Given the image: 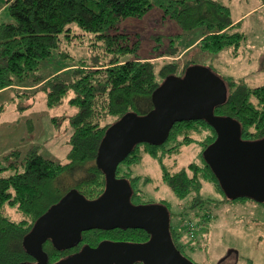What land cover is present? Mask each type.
Listing matches in <instances>:
<instances>
[{
	"label": "trees",
	"instance_id": "1",
	"mask_svg": "<svg viewBox=\"0 0 264 264\" xmlns=\"http://www.w3.org/2000/svg\"><path fill=\"white\" fill-rule=\"evenodd\" d=\"M6 5L12 22L0 24V93L25 87L22 96H28L42 90L50 108L62 107L68 100L70 108L76 110L54 119L56 127L69 119L73 130L65 164L48 159L37 146L27 152L15 149L4 160L0 158V264H33L37 259L27 252L24 241L37 220L73 190L92 200L105 192L107 177L97 159L111 125L131 112L149 114L155 107L153 94L168 77L184 76L194 66L193 61L187 62L180 74L179 59L160 67L157 62L181 53L140 56L141 34L121 31L123 22L162 9L164 18L177 22L183 31L204 28L197 46L208 54L232 47L239 55L246 35L237 28L231 7L221 0H8ZM76 43L88 47V55L79 60L70 49ZM50 58L69 64L46 78L41 70ZM222 78L229 87L228 100L215 109L216 114L239 120L243 140L264 139V85L252 87L235 77ZM4 111L0 105V114ZM217 138L215 128L205 120L177 122L165 144L137 145L119 166L117 177L131 183L134 205L152 204L139 188L142 178L133 176L132 170L148 154L159 160L163 181L180 200L191 205L189 209L204 210L213 203L203 193L206 181L223 195L222 200H215L216 206L247 199H230L204 156ZM193 143L202 145V161L173 172L166 164L168 157L179 155ZM149 182V178L144 180ZM171 226L177 249L191 260L184 252L188 244L182 230L187 232V227L180 231L172 221ZM150 238L149 232L137 228L95 229L84 232L77 247L62 250L48 240L44 250L49 254L48 264H57L86 246L98 247L104 241L148 243Z\"/></svg>",
	"mask_w": 264,
	"mask_h": 264
},
{
	"label": "rangeland",
	"instance_id": "2",
	"mask_svg": "<svg viewBox=\"0 0 264 264\" xmlns=\"http://www.w3.org/2000/svg\"><path fill=\"white\" fill-rule=\"evenodd\" d=\"M8 0H0V24L12 22L7 8ZM231 7L232 17L237 28L246 35L240 54L234 48H226L218 54L205 53L198 45L204 36V28L193 32L183 31L174 20L164 18V11L153 9L142 18H130L123 22L121 31L141 34L142 49L140 56L154 57V53L169 51L181 53L179 57H163L158 67L166 62H180L182 73L187 62L214 69L217 76L235 77L242 83L256 87L264 85V5L261 0H221ZM71 53L77 60L88 55L86 44H73ZM69 63L64 59L50 58L42 65V74L46 78L65 68ZM27 88L11 89L0 93V105L5 111L0 114V158L5 159L11 151L21 149L27 152L32 147L48 159L65 164L70 152V137L73 133L69 119L56 127L55 117L74 114L67 102L59 108L47 105L44 91L30 92ZM22 91V92H21ZM20 94V95H19ZM196 138L200 139L198 135ZM202 145L193 143L182 149L179 155L168 157L166 164L173 172L187 168L192 162H201ZM140 162L134 164L133 176H140L141 188L148 200L164 203L172 211V224L181 231L184 223L194 224L198 228L194 236L184 231L185 254L196 264H264V203L252 199H240L216 206V199L223 195L208 181L204 183L205 198L213 201L208 209L199 207L189 209L186 200H180L165 181L161 163L146 154ZM150 179L147 184L144 180ZM200 212V216L198 213ZM206 214L205 218H202ZM16 216V214L14 213ZM186 218L182 221V218ZM19 219V218H18ZM206 219V221H205ZM191 222H190V221ZM201 221V223H199ZM189 233V234H188Z\"/></svg>",
	"mask_w": 264,
	"mask_h": 264
},
{
	"label": "water",
	"instance_id": "3",
	"mask_svg": "<svg viewBox=\"0 0 264 264\" xmlns=\"http://www.w3.org/2000/svg\"><path fill=\"white\" fill-rule=\"evenodd\" d=\"M228 92L225 80L211 68L194 65L184 76L168 77L155 91V107L149 114L131 112L111 125L97 159L107 177L105 192L92 200L73 190L39 218L24 241L27 252L37 259L33 264L49 263L44 250L48 240L67 250L80 245L84 232L136 228L149 232L151 240L137 244L104 241L57 264H196L174 243L169 208L160 203L134 205L133 187L117 177V170L137 145L165 144L177 122L205 120L218 138L204 156L222 189L232 200L264 203V139L243 140L239 120L216 114L215 109L227 102Z\"/></svg>",
	"mask_w": 264,
	"mask_h": 264
},
{
	"label": "built area",
	"instance_id": "4",
	"mask_svg": "<svg viewBox=\"0 0 264 264\" xmlns=\"http://www.w3.org/2000/svg\"><path fill=\"white\" fill-rule=\"evenodd\" d=\"M184 226L187 227V231H190V234H191L192 236H194L195 231L198 229V228L196 227V225L191 224V223L188 224L187 222L184 223ZM188 234H189V233H188Z\"/></svg>",
	"mask_w": 264,
	"mask_h": 264
},
{
	"label": "flooded vegetation",
	"instance_id": "5",
	"mask_svg": "<svg viewBox=\"0 0 264 264\" xmlns=\"http://www.w3.org/2000/svg\"><path fill=\"white\" fill-rule=\"evenodd\" d=\"M138 205V204H137ZM145 205H147V204H145Z\"/></svg>",
	"mask_w": 264,
	"mask_h": 264
}]
</instances>
